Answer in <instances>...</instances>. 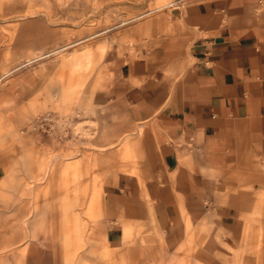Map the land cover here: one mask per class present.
<instances>
[{"label": "rangeland", "instance_id": "rangeland-1", "mask_svg": "<svg viewBox=\"0 0 264 264\" xmlns=\"http://www.w3.org/2000/svg\"><path fill=\"white\" fill-rule=\"evenodd\" d=\"M209 1L0 0V264H264L262 177L236 179L231 226L213 213L170 237L103 213L116 164L133 163L116 128L123 115L99 98L113 60L141 56L175 31L154 21ZM260 1L245 5L264 22ZM49 113L61 139L37 123ZM117 226L123 237L108 241Z\"/></svg>", "mask_w": 264, "mask_h": 264}, {"label": "crops", "instance_id": "crops-1", "mask_svg": "<svg viewBox=\"0 0 264 264\" xmlns=\"http://www.w3.org/2000/svg\"><path fill=\"white\" fill-rule=\"evenodd\" d=\"M246 3L191 5L190 15L154 21L175 31L148 52L113 60L112 84L99 98L108 114L123 115L116 128L133 163L116 164L105 186L106 220L170 237L173 226L182 234L213 213L235 224L236 179L264 178V22ZM122 237L118 226L107 233L108 241Z\"/></svg>", "mask_w": 264, "mask_h": 264}, {"label": "built area", "instance_id": "built-area-1", "mask_svg": "<svg viewBox=\"0 0 264 264\" xmlns=\"http://www.w3.org/2000/svg\"><path fill=\"white\" fill-rule=\"evenodd\" d=\"M57 120V116L53 114H46L42 116L38 121V125L45 126V133L49 135H54L57 139H61L63 137L64 130H56L55 131V123Z\"/></svg>", "mask_w": 264, "mask_h": 264}, {"label": "bare ground", "instance_id": "bare-ground-1", "mask_svg": "<svg viewBox=\"0 0 264 264\" xmlns=\"http://www.w3.org/2000/svg\"><path fill=\"white\" fill-rule=\"evenodd\" d=\"M261 3L264 4V0H261Z\"/></svg>", "mask_w": 264, "mask_h": 264}]
</instances>
